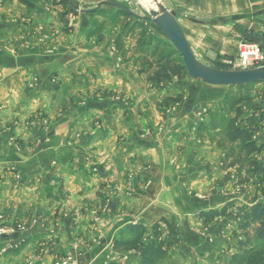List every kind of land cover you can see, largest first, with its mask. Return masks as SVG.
Here are the masks:
<instances>
[{"label": "rangeland", "instance_id": "obj_1", "mask_svg": "<svg viewBox=\"0 0 264 264\" xmlns=\"http://www.w3.org/2000/svg\"><path fill=\"white\" fill-rule=\"evenodd\" d=\"M45 1L47 2L45 3V11L49 14V17H46L47 20L43 19L40 27H37L29 19L24 21L25 29L24 26L23 28L20 27L22 25L20 22H17V31L18 33L21 32L23 36L18 39L19 41H22L23 44L26 43L28 47L35 44L51 55L56 54L59 49H66L71 46V42L74 41L73 38L79 35L78 32L81 28H84L81 24L82 21H86L87 35L83 36L84 41H87V44H93V48L105 44L108 53L114 55V57L116 56L118 60L120 59L125 69L134 67L137 70L139 79L145 81L144 94L151 97L154 102L156 101L155 105L161 111L160 119L155 118L153 121L156 126H147L144 132L141 133L140 140L147 136V134H144L145 132L151 136L152 140H155L161 138L170 129L171 138H175L180 142L182 137L180 133L182 130H186L188 132L189 148L193 149L195 155L199 154L197 150L206 147L204 144L216 147L219 150L220 163L215 168L219 170L221 176L223 175L224 181L217 177L214 168V173H210L212 177L207 178L203 184L191 185L193 191H196V187H201L200 190L202 188L204 190H198L197 194L190 198L188 207L183 210L192 211L189 214V223L186 227L189 232L197 235V242H199L198 245L195 244L196 246L189 245L194 248L189 250L188 255L199 259V264H205V261L211 264L210 260L213 258L206 259L205 257L210 258L208 256L210 252L215 251L220 254V258L223 256L221 264H231V257L240 252L237 248L238 245L240 247L245 242L244 231L238 229L239 219L234 215L230 218H218L212 222L203 223L197 218L199 212L196 215L193 214H195V211L218 209L228 201H232L235 206L240 207L242 210H246L248 207L243 208L247 205L250 206L255 199L264 201V185L260 184L258 179L253 176V169L248 163L249 158H252L251 161L264 162V108L256 107L252 109L254 103L257 105L260 100L264 99V83L226 87L211 86L191 79L184 68L182 58L173 45L152 22L140 18L149 17V10L155 9V5L151 0H149L151 5H148L144 0H70L72 6L66 0ZM159 1L168 11L175 14V19L186 37L193 55L201 64L226 71H243L264 67L262 47L241 42L239 33L235 28L237 25H241L249 29L247 27L249 26L251 27L249 30L256 31V33L264 36V20L261 19L264 13L258 12V9H251L248 6L249 0H246L247 2L245 0ZM102 2L120 4L138 17L129 16L113 7L105 5L98 7V4ZM87 10L90 11L85 12ZM50 16L54 19L50 20ZM33 39L35 40L34 44L31 41ZM11 44L16 49V42L12 40ZM3 46L4 42L0 40V47ZM247 52L253 54L249 55ZM65 60L68 64H72L70 56H65ZM180 67H183L184 70H180ZM79 69L82 70L83 68ZM81 70L79 71L82 72ZM61 74L56 75L58 78L61 77V80H57L56 76L50 79L53 85H56L57 82V85L53 87L55 91L59 90L60 84L63 82ZM92 75L95 76L94 73ZM68 76H70V73L66 74L65 81ZM127 91V87L124 86L117 94L112 91L107 92L103 86L97 84L95 87H83V89L77 90L80 98L75 101L61 97L52 109L58 113L60 112V118H63V115H69V126L65 124L60 127L64 129L61 141L63 142L67 138L75 150L71 153L72 157L70 156V158L75 163L83 161L85 165L76 167L79 164H75L76 168L71 167L68 171L57 168L58 176H60L58 178L59 184L58 181L50 182V178L43 181L42 178L46 176L36 175V168L34 167V173L30 174L31 181L26 180L25 191L24 188L20 189L23 195L21 196L22 199L18 198V194L14 195V190L20 187V182L23 180L20 170L13 166L1 169L0 195L1 197L5 195L2 191L4 185L5 192L12 193L13 196L9 195L12 200L9 202L10 205H8L7 210L0 204V211H63L61 223L70 226V224L75 223L73 220L76 218V211H79V213L81 211H120L116 208V201L123 203L126 207L128 205L126 202L133 203L132 200L135 201L131 198L133 184H117V179L110 178L107 180V177L104 178V173L110 170L115 176V168H109L114 164L110 163L111 160L116 159V157L123 160L128 158L130 150L135 148L133 142H135L134 138L137 139V136L128 138L130 147L128 146L129 148L127 147L128 149L126 148L121 153H117L114 149L109 152L106 151L112 138L108 141L104 140L105 142L100 139L106 127L104 117L107 114L120 112L122 116L129 117L128 113L132 110V105ZM113 94L119 96L123 105H115V99L112 101L109 98ZM43 95L47 97V94ZM34 101L29 102L25 107L23 105V109H21L23 112L21 116H25V120L21 118L14 119L9 126L0 127L2 133L4 131L6 133L9 128L13 130L8 136L6 145L9 148L10 143L12 154L15 157L31 154L29 151L25 153L27 150L24 149L22 139L16 136L15 131L17 129L30 133L35 129L36 122H41L44 125L43 129L49 127L50 122L45 117L39 116L36 118L34 116V111L41 105L39 99ZM41 102H43V99H41ZM45 102L49 104L52 101L50 98H45ZM124 103L130 104L131 108H128L129 106ZM187 104H191L192 109L188 111L185 118L182 113L186 112L184 107ZM25 109L27 112H25ZM232 119L235 120L234 127H246L248 129L250 139L258 148H261L258 153L248 157L242 150L243 143L241 141H229L227 129ZM168 120L171 123L170 126L167 123ZM63 121L66 120L60 122ZM67 127L75 128L73 136L65 137L68 133ZM39 129L41 130V128ZM42 140L37 134L35 142H30L29 147L32 148L33 145ZM67 142L65 141V143ZM88 143L90 144L89 149H87ZM150 148L154 151L152 146ZM184 150L185 148L181 147L180 144L177 155L183 156ZM142 153L145 155L147 151L140 147V159L144 157ZM66 155L69 156V153H60V158H65ZM122 155L125 156L122 158ZM212 155V152H205V160ZM74 177L80 179L79 185L72 184L71 181ZM83 180L90 184L93 183L94 188L88 191L87 188L80 191L82 185L86 187ZM9 185L11 186L8 187ZM52 185L58 188L57 191L52 188ZM107 185L111 186L108 196L105 195ZM120 194H123V200ZM227 195L228 197L235 195L236 198L227 201ZM222 202H224L223 205L220 204ZM93 220L96 221L97 217ZM4 223L5 216L0 213V228H4L6 234L10 226ZM133 225L137 224L130 226ZM155 225L158 226L161 232L166 250V257L158 264H184L176 249L181 242L185 244L183 238L186 239V237H183V235L186 231L177 230L176 226L165 219ZM219 226L225 227V231L219 233V238L224 241L229 235L232 240L228 242V247L224 244V246L216 249L211 247L214 241L212 238H214L215 231L220 229ZM144 227L146 228L145 237L149 236L153 226L150 228ZM229 228L230 230L227 231ZM121 231L113 239L110 249L112 253L119 256L114 255L112 261L111 259L108 260V264H124L125 262L139 264L141 262L139 252L114 247L116 241L131 238L130 233L126 232L121 235ZM248 232L249 236L252 237L253 228H250ZM238 241L240 242L238 243ZM254 245L252 241L251 246ZM207 246L210 248H205ZM231 248L233 252L230 251ZM123 256L126 257V260L121 262L119 258H123ZM69 259L72 264H75L72 252L61 254L55 263ZM189 264H191V260H189Z\"/></svg>", "mask_w": 264, "mask_h": 264}, {"label": "crops", "instance_id": "obj_2", "mask_svg": "<svg viewBox=\"0 0 264 264\" xmlns=\"http://www.w3.org/2000/svg\"><path fill=\"white\" fill-rule=\"evenodd\" d=\"M247 1L245 0V2ZM249 1L248 6L251 9H258V12L264 13V0ZM45 3H47L45 0H0V40L4 42V46L0 47V127L9 126L14 119L21 118L25 120L26 117L21 116L23 105L25 107L29 102H35L36 99H39L41 105L38 106L39 109L36 108L37 110L34 111V116L36 118L43 116L50 122L47 129H43L44 125L41 122H36L35 129L30 133H26L22 129L15 131L16 136L23 141L24 149L27 150L25 153L31 152L30 156L26 154L23 157L21 155L15 157L12 154L10 143L9 148L6 145L8 136L13 130L9 128L6 133L5 131L2 133L0 130V170L11 166L20 170L23 180L20 182V187L14 190V195L18 194L19 199H22L21 196H23L20 189L24 188L25 191L26 180L31 181L30 174L34 173L35 168L36 175L46 176L42 178L43 181L50 178V182L58 181L59 184L58 169L68 171L71 167H82L85 163L83 161L75 163L70 158L71 153L75 151L73 145L70 144L67 138L63 142L61 141L64 129L60 127L65 124L69 126V115H63V118H60V112L58 113L52 109L61 97L72 101L79 99L80 94L77 93V90L83 89V87H95L100 84L107 92L112 91L117 94L126 86L127 95L132 105L131 108L130 104L124 103L132 109L128 113L129 117L122 116L120 112L107 114L104 117L106 127L100 139L101 141H108L112 138L106 151L109 152L114 149L117 153H121L128 146L130 147L128 138L137 136V139L134 138L135 142H133L136 149L130 150L128 158L123 160L116 157V159L111 160L110 163L114 164L109 168H115V176L110 170L104 173V178L107 177V180L110 178L117 179V184L132 183L133 193L131 198L135 201L132 200L133 203L126 202L127 207L116 201V208L120 211H81L80 213L76 211V218L73 220L75 223L70 224V226L61 223L63 211H0L5 216L4 224L10 226L9 233L0 235V264H54L61 254L69 252H72L75 264H108V260L111 259L112 261L114 255L119 256L110 250L112 241L115 236H118L119 231L132 224H141L150 228L162 219L176 226L177 230L186 231L183 235L187 239L183 238L185 244L181 242L176 249L182 262L189 264V260H191V264H199V259L188 255L189 250L194 248L189 245L196 246L199 243L197 242V235L189 232L186 227L189 223V214L192 211H184L183 209L188 207L190 198L194 194L196 195L198 190H204L203 188L200 190L201 187H196V191H193L191 185L203 184L207 178L212 177L211 174L214 173L215 166L217 167L220 163L219 150L216 147L204 144L206 147L197 150L199 154L195 155L193 149L189 148V138L186 130L187 133L181 131L180 142L175 138H171L170 129L166 134L161 135V138L155 140H152L151 136L145 132L144 134H147V136L140 140V135L147 126H156L153 121L155 118L160 119L161 111L157 109L156 101L154 102L151 97L144 94L145 81L139 79L137 70L134 67L125 69L120 59L118 60L116 56L114 57V55L108 53L105 44L93 48V44H87V41H84L83 36L87 35L86 21H82L81 24L84 28H81L82 30L80 29L78 32L79 35L73 38L74 41L71 42V46L66 49H59L56 54L51 55L37 47L34 44V39L31 40L34 44L32 47H28L26 43L23 44L22 41H19L18 39L23 36L21 32L18 33L17 31V22H20L22 24L20 27L23 28L24 21L29 19L37 27H40L43 19L47 20L46 17H49V14L45 11ZM53 19L54 17L50 16V20ZM261 19L264 20V14ZM12 40L16 42V49L12 47ZM65 56L71 57L72 64L66 62ZM59 73H62L63 82L60 84L59 90L55 91L53 87L57 85V82L56 85H53L50 79ZM67 73H70V76L65 81ZM56 77L57 80H61V77ZM43 94H47V97H44ZM45 98H50L52 102L49 104L44 103ZM109 98L112 101L115 99V105L117 106L122 104L119 96L115 94L110 95ZM41 99H43V102H41ZM254 104L252 109L256 107L264 108V99L260 100L257 105ZM190 105L187 104L184 107L186 112L182 114L185 118L188 111L192 109ZM25 112H27L26 109ZM62 120L66 121L60 122ZM167 123L169 126L171 125L169 120ZM67 132L65 137H71L74 135L75 128L67 127ZM37 134L43 140L33 145L32 148L29 147L30 142H35ZM65 141L68 142L65 143ZM180 144L181 147L185 148L183 156L177 155ZM150 146L154 148V151L151 150ZM140 147L147 151L145 155L142 153V156H144L142 159H140L141 154H139ZM89 148L90 144L88 143L87 149ZM63 152L69 153V156L66 155L65 158H60V153ZM205 152H212L213 155L211 157L206 156L208 158L205 160ZM124 156L122 155V158ZM196 156L198 157L196 158ZM75 164L79 165L75 167ZM215 172L217 177L224 181V177L220 175L219 170L215 168ZM46 182L49 183L48 180ZM71 182L79 185L80 179L74 177ZM83 184L86 187L82 185L80 191L86 188L87 191L92 190L95 186L86 180H83ZM52 188L55 191L58 189L55 185H52ZM109 188L111 186L107 185L105 189V195L107 196L109 195ZM2 189L5 195L3 197L0 195V204L7 210L8 205H10L9 202L12 200L9 195H13L5 192L4 185ZM215 192L217 195V189ZM120 195H122L123 200V194ZM227 198V201L235 200L236 196L228 197L227 195ZM16 203L20 204L18 201ZM220 204L223 205L224 202ZM247 207L249 205L243 209ZM197 212L200 211H195L193 215H196ZM95 217H97L96 221L93 220ZM219 228L215 231L214 238H212L214 241L211 247L216 249L224 246V244L228 247V242L232 240L227 235V239L222 241V238H219V233L225 231V227L219 226ZM229 230L230 228L227 229V231ZM237 248L239 250V245ZM230 251L233 252V249L231 248ZM219 255V253L212 251L208 255L210 258L207 256L202 257L206 259L213 258L211 259L212 262L210 260L211 264H221L223 256L220 258ZM125 256H123L124 259L119 258L121 262L126 260ZM204 263L208 264L207 261Z\"/></svg>", "mask_w": 264, "mask_h": 264}, {"label": "trees", "instance_id": "obj_3", "mask_svg": "<svg viewBox=\"0 0 264 264\" xmlns=\"http://www.w3.org/2000/svg\"><path fill=\"white\" fill-rule=\"evenodd\" d=\"M237 32L240 36V41L243 43L254 44L262 47L264 52V36L247 29L244 26L237 25ZM264 59V58H263ZM264 63V61H263ZM180 70H184L180 67ZM234 121H230L227 129V137L230 142L241 141L242 150L248 156L258 153L261 148H258L248 135V129L234 127ZM248 163L252 167V174L259 183L264 185V162L251 161ZM252 162V163H250ZM236 216L239 219L238 229L244 231L245 242L239 248L240 252L231 257V264H264V201L256 199L246 209L242 210L235 206L232 201L226 202L218 209L202 210L197 214V218L203 223L212 222L218 218H230ZM253 228V236H249L248 230ZM130 233L128 240H118L114 243V247L124 248L126 251L135 250L140 253L141 262L139 264H158L166 257V250L163 245L162 235L158 226L154 225L145 237L146 228L142 225L126 226L121 235ZM252 241L254 246H251ZM124 264H131L125 262Z\"/></svg>", "mask_w": 264, "mask_h": 264}, {"label": "water", "instance_id": "obj_4", "mask_svg": "<svg viewBox=\"0 0 264 264\" xmlns=\"http://www.w3.org/2000/svg\"><path fill=\"white\" fill-rule=\"evenodd\" d=\"M151 1L155 5V9L149 10V17L140 18L152 22L173 45L182 58L184 68L191 79L211 86L226 87L264 83V67L243 71H226L213 69L201 64L193 55L191 47L175 19V14L168 11L159 0ZM66 2L72 6L70 0H66ZM102 5L113 7L132 17H138L120 4L102 2L98 4V7Z\"/></svg>", "mask_w": 264, "mask_h": 264}, {"label": "built area", "instance_id": "obj_5", "mask_svg": "<svg viewBox=\"0 0 264 264\" xmlns=\"http://www.w3.org/2000/svg\"><path fill=\"white\" fill-rule=\"evenodd\" d=\"M3 234H5V232H4V228H0V235H3ZM55 264H72V262H71V260L69 259V260H63V261H58L57 263H55Z\"/></svg>", "mask_w": 264, "mask_h": 264}, {"label": "bare ground", "instance_id": "obj_6", "mask_svg": "<svg viewBox=\"0 0 264 264\" xmlns=\"http://www.w3.org/2000/svg\"><path fill=\"white\" fill-rule=\"evenodd\" d=\"M144 2H146L148 5H151V2L149 1V0H144ZM247 54H249V55H251V54H253L252 52H247ZM244 56V55H243ZM245 57H247V56H245Z\"/></svg>", "mask_w": 264, "mask_h": 264}]
</instances>
